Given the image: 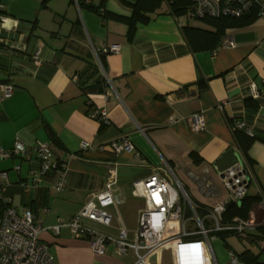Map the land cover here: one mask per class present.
I'll list each match as a JSON object with an SVG mask.
<instances>
[{
	"label": "crops",
	"instance_id": "1",
	"mask_svg": "<svg viewBox=\"0 0 264 264\" xmlns=\"http://www.w3.org/2000/svg\"><path fill=\"white\" fill-rule=\"evenodd\" d=\"M87 4L100 7L108 17L79 8L75 0H0V16L7 18L0 30V85L13 87L8 98L0 92V147L10 150L19 140L27 152L23 158L0 160V171L8 175L2 197L18 211L29 209L42 216L44 226L50 227L59 219L73 218L89 194L104 189L115 161L118 186L115 207L109 209L112 227L96 228L117 235L121 225L132 239L145 208L144 198L133 193L137 180L156 174L173 183L169 178L173 172L194 205L210 210L227 199L219 173L242 156L231 129L242 123V132L254 139L247 151L249 161L242 156L253 174L247 197L260 199L249 213L253 228L225 240L211 236L205 241L199 236L176 242L148 262L241 264L236 256L248 250L262 253L264 263V241L257 230L264 228V95L246 106L251 83L264 92V14L247 27L228 29L214 51L194 54L182 29L209 27L200 20L175 17L165 2L149 15L148 23L137 24L132 39L125 22L132 13L123 1ZM230 40L234 44L227 46ZM112 45L120 46L118 54L101 53ZM100 109L109 123L102 132L100 122L91 116ZM194 114L203 118L199 132L191 128ZM121 140H129L135 152L113 158L101 150ZM37 142L50 143L56 161L66 153L74 155L59 193L51 188L54 174L39 188L26 185L29 172L39 170L33 148ZM85 142L92 148L81 153ZM184 218L186 229L195 231L188 208ZM180 233V224L170 222L164 237ZM40 240L56 264L136 262L132 250L118 255L112 246L96 255L86 240L74 238L68 229L57 235L44 231Z\"/></svg>",
	"mask_w": 264,
	"mask_h": 264
},
{
	"label": "built area",
	"instance_id": "2",
	"mask_svg": "<svg viewBox=\"0 0 264 264\" xmlns=\"http://www.w3.org/2000/svg\"><path fill=\"white\" fill-rule=\"evenodd\" d=\"M170 8L176 0H164ZM191 4L182 20H201L204 18L241 17L254 5L260 8V15L264 14V3L259 0H186ZM7 18L0 16V30ZM233 40L227 46H232ZM120 46L112 45L103 49V54H118ZM38 58V52L35 59ZM100 69L103 71L102 67ZM248 96L252 100H258L264 95L255 83L248 88ZM2 98L12 95L11 85H0ZM101 124L108 125L107 114L104 110H95L91 114ZM192 131L203 130V118L201 114L191 117ZM232 130H242L243 124L236 123ZM39 162L37 172L30 171L27 186L39 188L45 178L54 174V182L51 188L57 193L66 185L68 175V161L74 156L66 153L60 161L54 159V152L50 143L37 142L33 147ZM92 148L89 143L80 146V152H86ZM113 158L122 152L134 153V147L129 140L113 141L101 148ZM27 154L24 145L17 140L10 150L0 147V160L23 158ZM137 155V153H135ZM19 171V167L14 168ZM251 169L247 166L242 156L234 165L219 173L228 197L222 203L210 210H204L205 216L198 215L197 207L193 204L188 193L178 183H171L159 178L156 174L150 175L133 183L132 189L135 196L145 200V208L139 212L137 228L133 232V238H128V230L124 226L117 228V235L103 232L96 227H112L113 214L109 209L115 207V194L118 186V166L114 163L109 167L104 189L89 194L80 210L70 220L59 219L50 227L44 226L42 216L33 213L29 209L16 210L9 201L2 197V190L7 183L8 175L0 171V199L5 204L0 217V264H56L49 252L47 244L40 240L44 231H50L57 235L62 229H68L76 239H84L88 242L91 251L101 255L106 248L112 246L118 255H125L128 251L134 252L135 264H149V258L173 243H180L189 237L200 236L208 241L212 234L229 232L238 236L245 235L253 228V223L240 218H234L231 222H224L223 217L230 204H237L247 196V189L252 178ZM188 208L192 213L191 221L195 224V231L186 229L187 220L184 212ZM176 222L180 224V235L174 238H165L164 232L167 224ZM207 222H210L208 225ZM176 264H180L177 260ZM233 264H237L233 260Z\"/></svg>",
	"mask_w": 264,
	"mask_h": 264
},
{
	"label": "trees",
	"instance_id": "3",
	"mask_svg": "<svg viewBox=\"0 0 264 264\" xmlns=\"http://www.w3.org/2000/svg\"><path fill=\"white\" fill-rule=\"evenodd\" d=\"M79 8H85L97 13H101L100 7L95 8L90 4H87V1L91 0H75ZM123 1L124 6H127L131 9L132 16L130 19H126L125 22L129 26V39L133 38L135 33V29L137 24H146L149 21V15L157 11L164 0H134L133 3L127 4ZM167 5V4H166ZM168 7V5H167ZM191 4L186 0H176L174 4L169 8L170 13L175 17H182L187 13L190 9ZM101 15L104 18H107L108 15L103 11ZM260 16V8L257 5H254L247 13L243 14L241 17H220V18H204L200 21L209 27V29H200V28H192V27H184L182 29L183 36L187 42V45L192 53L198 52H212L214 51L221 43L225 36V32L228 29H238L244 28L251 24H253ZM201 89L205 88V86H201ZM249 101L246 102V106H250ZM256 108V106H254ZM108 125L101 124L99 132H102L106 129ZM234 139L241 151L243 158L246 161L248 160L247 151L249 147L254 142L253 138L247 136L242 130H232ZM52 141L55 146L59 147L58 140L52 138ZM192 156V154H191ZM260 201L258 197H245L242 200L240 206L237 204H230L227 207L226 213L224 214L223 221L231 222L234 218H240L242 220L247 221L249 218V213L252 207ZM198 213H204V208L202 206H196ZM5 208V204L2 203L0 199V217L2 211ZM203 212V213H202ZM259 233V238L264 241V228L260 227L257 229ZM213 236L220 237L222 240H225L229 235H235L229 232H220L216 234H212ZM199 236L189 237L186 240H195L198 239ZM262 253L255 255L250 251H245L236 256L237 260L241 264H264L261 262Z\"/></svg>",
	"mask_w": 264,
	"mask_h": 264
},
{
	"label": "rangeland",
	"instance_id": "4",
	"mask_svg": "<svg viewBox=\"0 0 264 264\" xmlns=\"http://www.w3.org/2000/svg\"><path fill=\"white\" fill-rule=\"evenodd\" d=\"M173 172H169V178H170V180L173 182V183H176V182H178L185 190H186V188L181 184V182H180V178H178V177H176V176H174L173 174H172ZM139 203H142V201H139ZM136 228H137V224L135 223V230H136ZM262 259H264V257H262Z\"/></svg>",
	"mask_w": 264,
	"mask_h": 264
},
{
	"label": "water",
	"instance_id": "5",
	"mask_svg": "<svg viewBox=\"0 0 264 264\" xmlns=\"http://www.w3.org/2000/svg\"><path fill=\"white\" fill-rule=\"evenodd\" d=\"M241 203H242V201H239V202L237 203V205H238V206H240V205H241Z\"/></svg>",
	"mask_w": 264,
	"mask_h": 264
}]
</instances>
